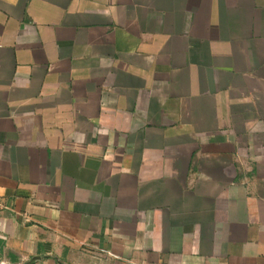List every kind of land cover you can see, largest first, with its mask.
Returning <instances> with one entry per match:
<instances>
[{"label":"crops","instance_id":"crops-1","mask_svg":"<svg viewBox=\"0 0 264 264\" xmlns=\"http://www.w3.org/2000/svg\"><path fill=\"white\" fill-rule=\"evenodd\" d=\"M0 264H264V0H0Z\"/></svg>","mask_w":264,"mask_h":264}]
</instances>
